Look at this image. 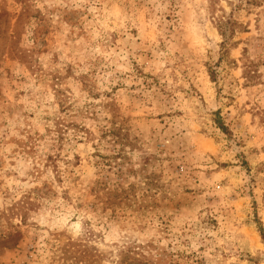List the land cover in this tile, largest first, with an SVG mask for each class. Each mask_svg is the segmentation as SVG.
<instances>
[{
	"label": "rangeland",
	"instance_id": "374dc122",
	"mask_svg": "<svg viewBox=\"0 0 264 264\" xmlns=\"http://www.w3.org/2000/svg\"><path fill=\"white\" fill-rule=\"evenodd\" d=\"M261 234L264 0H0V264H264Z\"/></svg>",
	"mask_w": 264,
	"mask_h": 264
},
{
	"label": "trees",
	"instance_id": "16d2710c",
	"mask_svg": "<svg viewBox=\"0 0 264 264\" xmlns=\"http://www.w3.org/2000/svg\"><path fill=\"white\" fill-rule=\"evenodd\" d=\"M229 22L227 21L226 23L219 22L217 25L218 31L220 32L221 37L223 38V42L221 46H224L227 44V41L229 42V39L231 35L233 34V30L229 27ZM225 50V49H224ZM226 52V50H225ZM222 127V126H220ZM224 129V128H221ZM262 240H264V234H261Z\"/></svg>",
	"mask_w": 264,
	"mask_h": 264
}]
</instances>
